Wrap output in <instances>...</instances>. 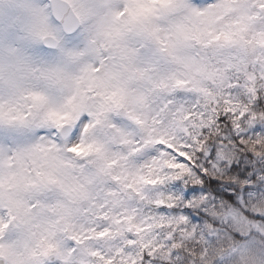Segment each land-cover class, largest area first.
<instances>
[{
    "label": "snow or ice",
    "instance_id": "6c2138e0",
    "mask_svg": "<svg viewBox=\"0 0 264 264\" xmlns=\"http://www.w3.org/2000/svg\"><path fill=\"white\" fill-rule=\"evenodd\" d=\"M0 264H264V0H0Z\"/></svg>",
    "mask_w": 264,
    "mask_h": 264
}]
</instances>
